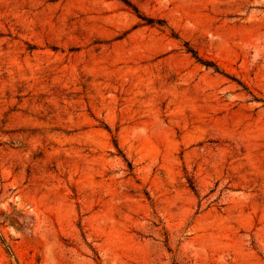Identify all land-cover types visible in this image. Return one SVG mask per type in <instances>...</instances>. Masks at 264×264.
<instances>
[{"label":"rangeland","instance_id":"obj_1","mask_svg":"<svg viewBox=\"0 0 264 264\" xmlns=\"http://www.w3.org/2000/svg\"><path fill=\"white\" fill-rule=\"evenodd\" d=\"M0 264H264V0H0Z\"/></svg>","mask_w":264,"mask_h":264},{"label":"trees","instance_id":"obj_2","mask_svg":"<svg viewBox=\"0 0 264 264\" xmlns=\"http://www.w3.org/2000/svg\"><path fill=\"white\" fill-rule=\"evenodd\" d=\"M192 54H193L194 58L198 60V57L196 56V54L194 52H192Z\"/></svg>","mask_w":264,"mask_h":264}]
</instances>
